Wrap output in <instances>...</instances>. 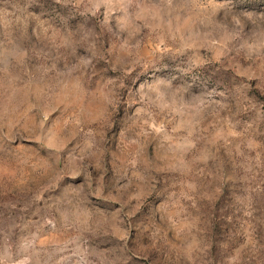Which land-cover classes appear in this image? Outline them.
I'll return each mask as SVG.
<instances>
[{
    "label": "rangeland",
    "instance_id": "rangeland-1",
    "mask_svg": "<svg viewBox=\"0 0 264 264\" xmlns=\"http://www.w3.org/2000/svg\"><path fill=\"white\" fill-rule=\"evenodd\" d=\"M0 264H264V0H0Z\"/></svg>",
    "mask_w": 264,
    "mask_h": 264
}]
</instances>
